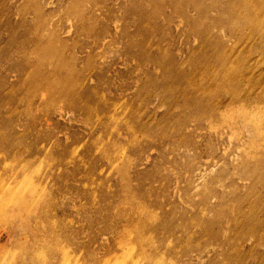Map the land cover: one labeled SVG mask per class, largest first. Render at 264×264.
I'll list each match as a JSON object with an SVG mask.
<instances>
[{
  "label": "rangeland",
  "instance_id": "obj_1",
  "mask_svg": "<svg viewBox=\"0 0 264 264\" xmlns=\"http://www.w3.org/2000/svg\"><path fill=\"white\" fill-rule=\"evenodd\" d=\"M0 264H264V0H0Z\"/></svg>",
  "mask_w": 264,
  "mask_h": 264
}]
</instances>
